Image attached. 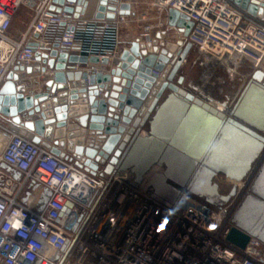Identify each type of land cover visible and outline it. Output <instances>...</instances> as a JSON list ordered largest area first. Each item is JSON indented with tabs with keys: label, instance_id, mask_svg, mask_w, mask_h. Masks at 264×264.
I'll return each instance as SVG.
<instances>
[{
	"label": "built area",
	"instance_id": "2783aa9c",
	"mask_svg": "<svg viewBox=\"0 0 264 264\" xmlns=\"http://www.w3.org/2000/svg\"><path fill=\"white\" fill-rule=\"evenodd\" d=\"M122 3L130 2L106 0V14L114 17L102 19L105 27L113 25L117 33L134 16L132 9L121 13ZM151 4L157 8V22L144 26L139 35L143 41L152 42L160 34L159 40L165 43L191 42L207 65L225 67L232 77L247 63L264 71V21L232 0H151ZM52 5L54 0H0V88L11 71L27 73L16 67L30 68L41 61L38 53H44L48 45L58 42L59 53L80 50L76 30L88 21H79L64 10L54 11ZM22 8L30 10L31 21L16 38L10 28ZM171 8L194 23L188 36L184 27L169 25ZM50 27L61 29L54 41L44 37ZM35 34L37 39L31 41ZM122 50L112 56H92L101 61L118 57ZM172 66L167 64L169 69ZM84 71L87 78L73 82L79 88L91 86L90 76L102 72L98 67ZM153 72L163 75V71ZM45 74L44 79L49 76L48 71ZM0 127L9 134L0 154V179L8 177L0 183V264H264V241L252 237L241 248L227 239L237 194L227 202L211 203L185 192L188 197L168 203L152 186L155 175L163 171L160 165H154L139 182L131 170L102 175L104 165H100L93 173L80 165L73 151L72 155L66 152V158L11 124ZM103 137L102 132L88 130L86 143L102 146ZM30 183L34 192L23 196ZM46 190L51 195L40 210ZM67 203H71L68 211ZM17 219L22 227H10Z\"/></svg>",
	"mask_w": 264,
	"mask_h": 264
},
{
	"label": "water",
	"instance_id": "95a60500",
	"mask_svg": "<svg viewBox=\"0 0 264 264\" xmlns=\"http://www.w3.org/2000/svg\"><path fill=\"white\" fill-rule=\"evenodd\" d=\"M232 1L264 21V0ZM54 3L52 10H64L79 18L86 12L89 0H54ZM105 3L106 0H100L96 19L114 17L106 14ZM130 9V3H122L121 13L129 14ZM169 25L184 27L188 36L194 23L171 8ZM159 39L145 42L141 36L136 37L113 60L115 66L109 72L90 76L91 86L87 88L73 83L87 78V72L75 71L74 66L66 69V62L99 63L98 56L59 53L58 42L48 45L37 57L44 59L45 67L35 70L16 67L17 71L27 73H46L49 69L52 75L43 80L45 90L25 95L26 88L39 81H21L19 73L11 71L0 88V117L9 121L14 130L69 158L63 150L67 144L81 159L80 165L88 166L93 173L100 165H104L102 175L131 170L139 182L154 165L163 166V171L153 178L152 186L165 202L188 197L185 192L211 203L227 202L233 193L224 195L216 178L223 175L244 181L264 149V71L252 74L234 106L228 107V101H218L225 112L218 111L185 87V76H179L193 44L181 40L177 44L165 43ZM33 45L37 47V43ZM101 62L109 64L110 58L104 57ZM167 64L173 66L169 69ZM153 70L163 71V75ZM190 87L198 89L191 84ZM22 115L39 117L22 122ZM72 117L84 128L83 136L87 129L102 132L103 145L88 144L85 137H77L80 134L74 131L68 137L65 131H59L53 140L55 126L66 128ZM21 126L30 133L20 129ZM237 147L240 152H236ZM50 195L46 190L40 210ZM250 201L261 212L260 216L247 220L245 211ZM69 206L71 203H67V211ZM233 223L227 236L230 242L245 248L252 237L264 241V196L247 199Z\"/></svg>",
	"mask_w": 264,
	"mask_h": 264
},
{
	"label": "crops",
	"instance_id": "0c3cea01",
	"mask_svg": "<svg viewBox=\"0 0 264 264\" xmlns=\"http://www.w3.org/2000/svg\"><path fill=\"white\" fill-rule=\"evenodd\" d=\"M128 2H130V4H131V9H132V11L134 13V16H133V18H132V20H131V22H130V24L128 26H126V27H124V28L119 30V32H118V46H117V50L115 51V53H117V51L122 50L125 46H128L130 42L134 41L136 39V37H138L141 34V32H142V30H143V28H144V26L146 24H148V23H156L157 22V18H156L157 14H158L157 13V8H156V6H153L151 4V0H128ZM99 3H100V0H89V5L87 7L86 12L83 15H81L78 18V20L79 21L95 20L94 16H95V13L97 11ZM27 15H30V14H29L28 10H26L25 8H22V9H20L18 11V13L15 15V17L13 19V22H12V25H11V28H10V34L11 35L15 36L16 38H20V36L24 33V31L26 30V26L22 27L21 25H18V27H15L14 24L16 22L17 23H22V24H25L27 22L30 23L31 15H30V17H27ZM60 33H61V29L60 28L50 27L47 30V32L45 33L44 37L49 39V40H51V41H54L60 36ZM29 39L31 41H35L37 39V35L35 34L33 36H30ZM70 54H80V55L82 54V55H84L78 49L70 51ZM116 57H117L116 55L114 57H112L110 59L109 64H103L101 61L99 63L89 62L88 64H80L78 66V68L84 71V69H86L88 67H98V68H100V70L103 73H107V72L110 71V69L112 67L115 66L114 63H113V60ZM43 60L44 59H42L41 61H36L35 63H33V65L30 68L35 70V68L45 67L46 63H44ZM66 66H67L66 69H68L69 67L76 66V64L70 63V62L67 61L66 62ZM241 69H242V67H240L239 72H241ZM47 71L49 73V76H47V77H50L51 76V71H49V69ZM17 73H19L21 81H23L25 79H32L33 81H35V80L39 81V83L37 85H32L30 87L28 86L26 88L25 95L32 94L33 92L44 91L45 90L46 87L43 85L44 75H46L45 73H35L34 71L32 73H29V74L26 73L25 71L24 72H17ZM197 87L199 88L200 86H197ZM197 90H198L199 93L202 94V97L205 100L209 101L210 97L204 96L203 95V91H202L201 88H199ZM201 94H199V95H201ZM72 113H74V112H72ZM38 117H39L38 115L33 116V117L22 115V122H25L28 119H35V118H38ZM68 123H69V125L66 128H64L65 130L62 129V128H57L55 126L53 140L56 139L57 133L59 131H65V136L66 137H68L70 131H74V132H78L80 134V135H77V137L79 136V137H85V139L87 138L88 129H87L85 135L83 136L82 135V131H85V130H84V128L80 127L77 124V122H74V117L69 118L68 119ZM0 124L8 125V124H11V123L9 121H7L6 119L0 117ZM71 127H73V129H70ZM20 129L25 131L27 134L30 133V131L27 130L23 126H21ZM8 138H9V134L0 127V148L8 140ZM63 150L65 152L71 154V150H70V148L68 147L67 144H66V146H65V148ZM1 152H2V150L0 149V153ZM260 157H262V156H260ZM1 165H2V163L0 161V169L2 167ZM4 169L5 170H9L7 167H4ZM15 175H16V177H20L18 171H15ZM7 179H8V177H7V175H5L3 178L0 179V183L4 184L5 182H7ZM224 179H225V183H227L228 185H230V187H232V188L229 189V191L224 192L223 193L224 195H228L230 193H233V195L237 194V192L242 190L241 188H243V186L246 187V185L249 184L248 191L246 192L247 194L245 195L242 203L240 204V206H239V208H240L241 205L247 199L261 198L262 195L264 196V161H263L259 171L257 173H255L254 176L250 177L244 183L241 182V183L238 184L233 179H230V178H224ZM17 185L18 184H15V187ZM34 190H35L34 185H32V183H30V184H28L25 187L22 195L24 196V194H28L29 192H34ZM215 203H218V202L216 201ZM238 209H237V211H238ZM257 209H258L257 206L253 202L250 201L249 205L246 206L245 218L248 220L250 217L254 218L256 215L260 216V212L261 211L260 210L258 211ZM237 211H236V213H237Z\"/></svg>",
	"mask_w": 264,
	"mask_h": 264
},
{
	"label": "rangeland",
	"instance_id": "374dc122",
	"mask_svg": "<svg viewBox=\"0 0 264 264\" xmlns=\"http://www.w3.org/2000/svg\"><path fill=\"white\" fill-rule=\"evenodd\" d=\"M25 9L28 10L29 14L31 15L30 10L27 8ZM30 15H27V17H30ZM28 24V22L25 24L16 22L14 25L15 27H18V25H21L23 27L28 26ZM251 66L252 64L247 63L244 67H242L241 72L237 71L235 76L232 77L230 76V73L227 72L225 67L216 68L207 65L204 61V57L201 55L198 48L193 47L188 56L187 61L184 63L183 67L179 72V76H185L184 86L192 90L193 93H195L196 95L202 97V94L199 93L198 90L192 89V87H190V84L194 86H200L199 88L202 89L203 95L210 97L215 103H218V101H228V107H232L237 102L245 85L249 82L252 74L256 71V69ZM163 98L161 99V101L163 100ZM3 146L4 145L1 146V150H3ZM261 156L262 157H260L258 161L254 164L252 171L246 177L243 183L259 171L264 161V151ZM224 178L225 176L219 175L215 180L220 184V189L222 193L227 192L230 188H232L230 187V185L225 183ZM246 187L243 186L242 190L237 192L238 202L236 203V207L233 211V214L236 213L245 195L247 194L246 192L248 191L249 184H247Z\"/></svg>",
	"mask_w": 264,
	"mask_h": 264
},
{
	"label": "trees",
	"instance_id": "16d2710c",
	"mask_svg": "<svg viewBox=\"0 0 264 264\" xmlns=\"http://www.w3.org/2000/svg\"><path fill=\"white\" fill-rule=\"evenodd\" d=\"M76 39L84 55H112L118 46V33L115 26H104L103 20H90L81 23L76 30Z\"/></svg>",
	"mask_w": 264,
	"mask_h": 264
},
{
	"label": "bare ground",
	"instance_id": "6f19581e",
	"mask_svg": "<svg viewBox=\"0 0 264 264\" xmlns=\"http://www.w3.org/2000/svg\"><path fill=\"white\" fill-rule=\"evenodd\" d=\"M211 64H212V62H210ZM208 104H209V106L212 108V107H216V109H218V111H223V112H225L224 111V107L222 106V104L221 103H215L214 101H213V99H209V101H206ZM202 132V131H201ZM240 151V149H239V147H237V151L236 152H239ZM263 151H264V149H263ZM161 167H163V166H161ZM164 169V168H163ZM159 173H161V172H159ZM235 182H237L238 184L239 183H241V182H238V181H236L235 180ZM243 182V181H242ZM242 189V188H241Z\"/></svg>",
	"mask_w": 264,
	"mask_h": 264
},
{
	"label": "clouds",
	"instance_id": "9594fccd",
	"mask_svg": "<svg viewBox=\"0 0 264 264\" xmlns=\"http://www.w3.org/2000/svg\"><path fill=\"white\" fill-rule=\"evenodd\" d=\"M16 215L20 216V213H16ZM10 227L15 228V229H19L22 227V221L17 219L10 225Z\"/></svg>",
	"mask_w": 264,
	"mask_h": 264
}]
</instances>
